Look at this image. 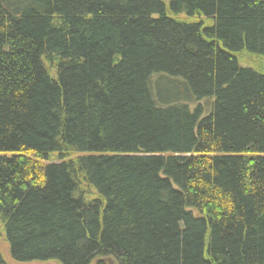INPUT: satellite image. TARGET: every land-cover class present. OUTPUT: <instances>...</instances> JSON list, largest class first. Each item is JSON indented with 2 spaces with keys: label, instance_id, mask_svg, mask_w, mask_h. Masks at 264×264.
Segmentation results:
<instances>
[{
  "label": "trees",
  "instance_id": "trees-1",
  "mask_svg": "<svg viewBox=\"0 0 264 264\" xmlns=\"http://www.w3.org/2000/svg\"><path fill=\"white\" fill-rule=\"evenodd\" d=\"M0 227L18 263L264 264V0H0Z\"/></svg>",
  "mask_w": 264,
  "mask_h": 264
},
{
  "label": "rangeland",
  "instance_id": "rangeland-1",
  "mask_svg": "<svg viewBox=\"0 0 264 264\" xmlns=\"http://www.w3.org/2000/svg\"><path fill=\"white\" fill-rule=\"evenodd\" d=\"M0 252L2 253V256H3L4 260L8 264H58V263L53 262V261H48V262H30V263H18V262L12 261L10 256H9V253H8V247H7L6 241L4 239V236L2 234L1 227H0Z\"/></svg>",
  "mask_w": 264,
  "mask_h": 264
},
{
  "label": "water",
  "instance_id": "water-1",
  "mask_svg": "<svg viewBox=\"0 0 264 264\" xmlns=\"http://www.w3.org/2000/svg\"><path fill=\"white\" fill-rule=\"evenodd\" d=\"M107 262H108V264H112V262L110 260H108Z\"/></svg>",
  "mask_w": 264,
  "mask_h": 264
}]
</instances>
